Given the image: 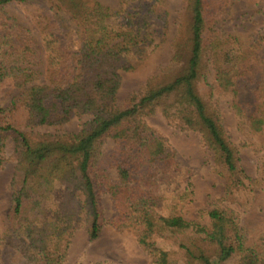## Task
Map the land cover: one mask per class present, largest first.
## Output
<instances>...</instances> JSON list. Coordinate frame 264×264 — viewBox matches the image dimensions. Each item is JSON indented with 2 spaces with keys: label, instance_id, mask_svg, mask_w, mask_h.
I'll use <instances>...</instances> for the list:
<instances>
[{
  "label": "trees",
  "instance_id": "1",
  "mask_svg": "<svg viewBox=\"0 0 264 264\" xmlns=\"http://www.w3.org/2000/svg\"><path fill=\"white\" fill-rule=\"evenodd\" d=\"M182 1V22L170 38L168 0H0V100L8 99L0 105V173L8 139L16 158L0 264H65L82 219L91 240L100 236L104 192L117 210L113 223L137 230L150 264H264V237L248 241L233 208L214 206L200 223L178 209L192 194L189 179L181 194L170 197L164 188L179 165L168 139L148 123L158 113L201 134L229 200L254 192L216 88L232 95L240 128L261 137L264 149V26L244 39L216 27L234 0ZM166 42L171 63L117 104L122 72ZM211 65L217 87L207 82ZM82 115L90 118L76 132L29 129ZM108 139L114 145L106 151ZM259 167L264 173V156ZM59 182L65 197L49 206Z\"/></svg>",
  "mask_w": 264,
  "mask_h": 264
},
{
  "label": "rangeland",
  "instance_id": "2",
  "mask_svg": "<svg viewBox=\"0 0 264 264\" xmlns=\"http://www.w3.org/2000/svg\"><path fill=\"white\" fill-rule=\"evenodd\" d=\"M46 1V0H40ZM106 5L116 6L118 0H101ZM171 11V31L169 37L176 35L183 18V1L168 0ZM215 11V9H211ZM228 13L221 14L216 27L225 33H234L248 39L250 34L264 26V0H234ZM227 12V11H226ZM13 14L25 18L19 8H13ZM69 38L76 37V31L68 28ZM173 48L169 42L164 43L144 63L136 69L122 72V84L117 95V104L122 103L131 94L140 92L147 79L167 67L173 58ZM171 69H168L170 71ZM207 82L217 87L215 70L210 66ZM214 99L220 111L223 124L232 141L239 146L242 163L247 173L256 179L254 192L250 190L240 196L239 201H231L225 196V182L215 170L213 153L205 146L201 134L192 130H182L174 122L166 119L161 113L148 117V123L154 131L168 139L171 151H174L178 161V170L174 173L170 184L165 190L168 196L180 193L187 180L191 182L189 195L183 204H179L183 216L207 224L209 217L206 213L214 206L231 207L239 215L244 233L250 242H258L264 237V173L259 164L262 163L264 149L258 145L261 137L248 135L243 132L238 118L232 107V95L219 89L214 90ZM8 99L0 100V105H6ZM90 116H76L70 122L62 125L39 126L29 128L34 132L66 134L80 130L85 120ZM114 145L108 139L104 149L107 151ZM4 163L0 173V232L8 227V212L11 206V179L16 158L14 144L11 139L6 142L3 152ZM175 168V167H174ZM176 168V169H177ZM67 185L63 182L56 184L54 199L49 206L61 202L66 194ZM251 193V194H250ZM181 194V193H180ZM102 203L107 223L100 236L89 238L85 219H82L74 230L65 264H150L153 257L138 242L137 230L134 227L121 228L113 222L117 210L109 193L104 192Z\"/></svg>",
  "mask_w": 264,
  "mask_h": 264
}]
</instances>
